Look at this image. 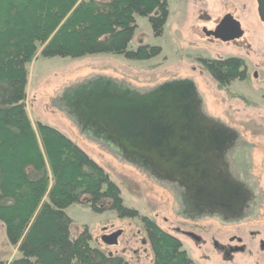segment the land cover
<instances>
[{"label": "rangeland", "instance_id": "1", "mask_svg": "<svg viewBox=\"0 0 264 264\" xmlns=\"http://www.w3.org/2000/svg\"><path fill=\"white\" fill-rule=\"evenodd\" d=\"M166 1L162 33L155 36L148 18L136 14V29L128 45V49L141 44L159 47L154 57L134 60L112 53L44 57L38 52L27 64L26 110L32 124L55 127L74 141L118 185L123 205L138 213L120 217L109 208L96 212L88 203L71 204L65 209L71 218L70 237L86 229L90 246L106 255L152 264L144 216L176 236L192 264H264V28L257 0ZM226 14L240 24L241 37L222 41L202 33L203 27L212 30ZM229 57L242 58L247 75L219 87L201 59ZM106 86L146 88L139 91L145 95L188 89L177 104H185L189 124L199 131V138L209 139L204 153L185 159L182 166L187 169L182 171L189 178L178 175L180 181L163 175L150 160L146 169L138 161L128 163L118 147L113 151L115 145L82 130L81 115L69 109V103L86 96L88 89ZM187 139L185 143L191 145ZM196 151L192 149L191 154ZM216 153L226 166L217 163L220 154ZM189 160L202 163L199 169H205L210 182L198 177L196 165L191 168ZM171 161L163 162L162 172L168 168L180 174ZM217 179L229 184L227 190L236 194L235 199H221L224 193ZM116 230L122 231L117 243L105 244L101 237ZM19 256L0 222V261L7 264Z\"/></svg>", "mask_w": 264, "mask_h": 264}, {"label": "trees", "instance_id": "2", "mask_svg": "<svg viewBox=\"0 0 264 264\" xmlns=\"http://www.w3.org/2000/svg\"><path fill=\"white\" fill-rule=\"evenodd\" d=\"M148 18L162 33L166 0H0V222L8 242L20 253L7 264H133L89 244L85 229L70 237L65 209L88 203L120 217L137 216L123 205L118 185L60 130L32 124L26 110L27 64L44 57L123 54L134 60L161 49L128 45L135 15ZM219 87L246 78L244 60L201 59ZM101 201H109L101 206ZM152 264H192L181 241L148 217H141ZM0 264H5L0 261Z\"/></svg>", "mask_w": 264, "mask_h": 264}, {"label": "flooded vegetation", "instance_id": "3", "mask_svg": "<svg viewBox=\"0 0 264 264\" xmlns=\"http://www.w3.org/2000/svg\"><path fill=\"white\" fill-rule=\"evenodd\" d=\"M221 19L218 20V22L216 23L214 28L219 24ZM203 29H205V30H211V29H206L205 27H203L201 29V31L207 37H214L213 35H206L205 32L203 31ZM217 39H219V38H217ZM107 79H109V78H107ZM88 90L89 91L87 92L86 96L83 95L82 97L77 98L75 101H71L68 105L69 109L75 111L76 114L81 115L80 116L81 119L78 117V120H79V122L80 121L82 122V124H81L82 130H84L86 133L92 132L93 134L97 135V137H103L104 140H107L108 142L115 145V146H113V151L117 152L116 149L119 148L118 150L121 153H123L124 158L128 161V163L135 160V161H138L139 164H141V165L143 164V167L146 169V168H148L147 161L150 160L154 166H156L158 169H160L161 174H163V175L169 174L172 179H173V177H175L178 180H180L178 175H182L183 177L189 178V175L186 172L182 171L184 169H187V167L182 166L183 164L185 165L186 161H184V160L185 159L188 160V158H191V157L197 158V156H199V153L200 154L204 153V151H205L204 149L207 147L206 144H208V142H209V139L207 137L199 138L200 136H197V135H194V137H192L193 134L190 133L191 131H193L192 129H190V131H187V133L185 135H175V133L173 132L166 138V142L164 144V148L166 150H168L167 154L163 150H161L160 143L158 141H156L155 150L151 151V152L147 151L148 152L147 153L144 148L141 149V147H143L142 142H144V140H145V132H146V129H145L146 126H145V122H144L145 121L144 108H142L140 113H139V116L141 117V122L139 124V130L137 132L130 129V126L125 123L127 118L124 121V123H121L118 127V125L113 124V121H111V119L102 120L99 117V114L96 115L97 112H95V109H96L95 106L100 108L103 105H105V103H107V102L111 104V108H112L113 107V101L115 100V98L117 101L123 100L124 104H128L129 101L131 100V101H134L135 103L137 101V103H140V105L143 104V106H144L146 99H147V97H146L147 95H145L146 93L143 94L139 91L140 90H146V88H137V87H131V86H122V87L116 88V87H111V86L107 87L106 86V87H102V88H92V89H88ZM156 95H158V93H155L154 97H156ZM157 102H158V98H156L155 103L157 104ZM94 115H96V116H94ZM101 117H103V116H101ZM189 126H190V124H189ZM115 127H118L119 130L115 129ZM115 130L118 131L119 133H121L123 136L121 137V136L115 134V133H118ZM156 132L158 135V133H159L158 129ZM187 137H188L187 140L191 141L190 142L191 145H189V144L187 145L185 143V140ZM118 138L120 140H118ZM211 141L213 143H216L217 139L211 138ZM136 142H138L137 144L139 145V147H138L139 149L137 147H135L136 145H134V143H136ZM238 142H239V140H238ZM122 143H124V145ZM192 149L197 150L195 152V154L194 153L191 154ZM196 153H198V154H196ZM216 154H220V153H216ZM201 156L204 157V155H201ZM217 157L218 158H215L217 160V163L225 165L223 162L222 155L220 154ZM175 158H181L182 161H179V160L175 161ZM169 159L172 160L171 163L173 165H175V168L177 167L180 174H178V172H175L176 173L175 174V173H173V171H170V169H168V168L163 169V170H167V172H165V173L162 172L161 166L163 165V162L168 161ZM188 164L191 168H193L194 165H196L195 167L197 169H195L194 172H197V174H199L198 177H201L203 181L207 180V182L208 181L210 182V179H209V177H207L208 174H207V172H205V169L202 172L199 169V167L202 165V163L200 161L194 162V163L192 162V164H191V161L189 160ZM203 164H204V161H203ZM186 165H187V163H186ZM225 168L226 167H224V169ZM214 171H217L218 174H220V175L222 174L221 171H218V170H214ZM237 178L239 179V177H237ZM191 179L193 181L192 184L195 186L196 183L194 182L193 177H191ZM213 180H216V179H213ZM180 181H179V184H180ZM217 181H218V185L220 186V191L222 192V194L224 193V197H225V198L221 197V199H223L224 202L228 201L227 196L229 198L231 197L230 198L231 200L235 199L234 197L236 196V194L232 190H227V187H229L228 186L229 184L223 183L221 180H218V179H217ZM206 192L203 193L204 196H206ZM193 193L195 195H197L196 197L199 199L202 197L201 193H199V191L196 189ZM198 195H200V196H198ZM252 197H254V196L252 195ZM214 217L220 219V217H217V216H214ZM233 238H236V237H233ZM235 240L240 242V240H238L237 238ZM236 249H238V248L236 247Z\"/></svg>", "mask_w": 264, "mask_h": 264}, {"label": "water", "instance_id": "4", "mask_svg": "<svg viewBox=\"0 0 264 264\" xmlns=\"http://www.w3.org/2000/svg\"><path fill=\"white\" fill-rule=\"evenodd\" d=\"M257 14L264 28V0H257ZM203 31L206 35H213L215 38H219L222 41L239 38L242 35L240 24L233 18L231 14H226L225 16H223L219 24L213 30L203 29ZM186 91L187 88L185 87H183L182 90L179 91L170 90L166 93L157 91L156 93H158V95H156V97H154L155 94H149L150 92H147L149 95L147 94L146 96L147 99L144 106L143 104L140 105V103H137V101L135 103L131 100L128 104H124L123 100L117 101L115 98L112 108L111 104L107 102L100 108L95 106V112H97L96 115L99 114V117L102 120L111 119V121H113V124L118 125V127L121 123H124L127 118L125 123L130 126V129L137 132L139 130V124L141 122L139 113L141 109L144 108V122L146 126V132L145 140L144 142H142L143 147H141V149L144 148L146 152L154 151L156 141H158L160 143L161 150H163L167 154L168 150L164 148V144L166 142V138L171 133L174 132L175 135H185L187 131H190V129H192L193 131H191L190 133L199 136V131H196L194 129V126H189L190 112H186L184 110L185 104H177L183 99V97H186ZM156 98H158L157 104L155 103ZM100 115L103 117H101ZM118 127H115V129L119 130ZM157 129L159 132L158 135L156 132ZM115 134L121 137L123 136L119 132ZM118 140L120 139L118 138ZM124 143L122 144L124 145ZM137 143L138 142L134 143V145H136L135 147L138 148L139 145ZM178 160L182 161L181 158H175V161ZM121 232V230H116L110 233H106L101 237V239L105 244H116L119 236L121 235Z\"/></svg>", "mask_w": 264, "mask_h": 264}, {"label": "crops", "instance_id": "5", "mask_svg": "<svg viewBox=\"0 0 264 264\" xmlns=\"http://www.w3.org/2000/svg\"><path fill=\"white\" fill-rule=\"evenodd\" d=\"M28 84V83H27ZM27 88V87H26Z\"/></svg>", "mask_w": 264, "mask_h": 264}]
</instances>
